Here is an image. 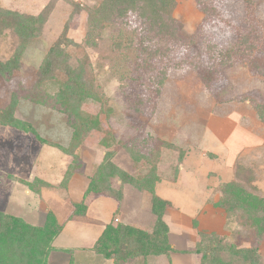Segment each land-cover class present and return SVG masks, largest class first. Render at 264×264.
<instances>
[{
  "label": "rangeland",
  "instance_id": "obj_1",
  "mask_svg": "<svg viewBox=\"0 0 264 264\" xmlns=\"http://www.w3.org/2000/svg\"><path fill=\"white\" fill-rule=\"evenodd\" d=\"M50 1L0 0V66L9 61L17 63L16 70L0 76V112L11 107L13 118L32 129L25 132L0 125V213L36 227L52 215L58 225L66 224L58 241L66 247L77 246L74 257H92L93 261L86 264H110L101 255L82 251V246L91 242L94 229L67 224L85 219L94 200L110 197L100 194L85 206L81 203L105 153H112L109 160L117 172L136 179L148 173L149 164L132 160L122 148L132 139L145 140L150 135L184 153L178 165V151L161 146L156 163L153 194L167 203L161 218L167 227V239L170 230L172 240L183 249L191 248L186 250L191 253L200 234H216L222 239V256L232 261L225 264H238L237 257L228 253L230 247H255L264 264V234L258 236L252 221L240 218V212L230 209L232 206L224 209L226 203H221L226 183L264 200V123L254 110L264 105V0H197L196 5L180 1L172 21L176 36L167 40L148 34L135 13L126 16L122 20L126 29L134 30L137 39H144L148 51H158L150 58L142 53L137 66L129 64L138 72L134 78L137 94L127 93L129 97L115 80H110L106 61L102 60L108 53L103 43L98 41L94 49L82 45L87 12H72L74 4L93 8L101 0H54L50 14L38 24L36 32L27 37L16 33L19 23L15 19L39 17ZM65 26L67 41L78 47L67 44L60 48L72 67L79 61L91 65L107 98L105 107L91 100L81 106L82 112L97 118L100 129L89 133L72 155L60 150L69 147L72 137L67 117L52 106L50 98L44 105L30 100L37 93L51 97L60 91L58 77L37 91L35 87L39 65ZM119 26L117 22L116 28ZM243 36L245 45L240 41ZM230 153H238L239 158ZM66 173L67 182L59 185ZM119 174L109 178L115 191L122 186ZM30 185L34 190L40 187V192ZM122 193L123 202L102 200L105 204L97 203L95 211L101 218L107 217L106 221L111 218L113 229L121 224L118 218L133 228L151 231L156 216L150 211V194L138 193L131 186H124ZM107 203L113 205L108 213L104 207ZM158 225L156 228L162 230ZM178 254L183 252L171 256ZM181 256L177 264H194L187 254ZM168 258L149 255L123 264H169ZM64 259H69L68 253L59 252L46 264H64ZM218 261L212 258L205 264Z\"/></svg>",
  "mask_w": 264,
  "mask_h": 264
},
{
  "label": "trees",
  "instance_id": "obj_2",
  "mask_svg": "<svg viewBox=\"0 0 264 264\" xmlns=\"http://www.w3.org/2000/svg\"><path fill=\"white\" fill-rule=\"evenodd\" d=\"M180 1H189L193 5H196L197 2V0H101L93 8L78 4L73 5L72 12H87L83 47L94 49L97 47L98 41L103 43L108 53L102 56V60L106 61L110 80H115L119 84V89L126 97H129L127 93L136 96L138 90L134 79L137 77L138 72L136 68H133V65L137 66L136 62H140L142 53L150 58L158 54V51H148L143 46L144 39L141 37L137 39L136 32L126 29L127 27H125L126 25L122 20L131 13H135L143 20L145 31L148 34L161 36L165 40L173 39L176 36V31L173 29L172 21L177 11L176 6ZM53 5L54 0H51L37 18L26 17L22 21L14 18L19 23L14 29L16 33L24 37L33 34V31L39 29L38 24L42 23L50 14ZM6 14H10V12H6ZM117 22L121 25L118 28H116ZM29 26L31 27L29 28ZM67 29V26L63 28L60 38L49 47L41 61L37 70L38 81L35 87L37 91L39 88L44 87V84L50 81L51 78L56 79L58 77L60 91L51 97L48 94L41 96L37 93L32 95L30 100L33 103L44 105L46 100L50 98L52 106L57 107L56 109H59V112L67 117V125L72 130V137L69 147L67 149L60 148V150L64 154L72 155L73 151L89 133L100 129L97 118L90 117L89 114L82 112L80 110L81 106L84 102L91 100L97 102L101 107H105L107 98L103 95L94 78L91 65L79 61L75 67H72L66 52L63 48H60L61 45L67 46V44L78 47L75 43L67 41L65 36ZM240 41L244 45L247 44L245 36L241 37ZM82 45H80V48H82ZM130 63H133L132 69H130ZM16 68L17 63L9 61L0 66V76L5 77ZM158 84H162V79L158 81ZM13 102L14 99H12V107ZM254 110L258 119L264 123V105H257ZM0 125L12 126L25 132L32 130L29 126L13 118L11 107L0 112ZM36 138L39 139L37 135ZM135 140L132 139L122 149L126 151L132 160L136 162L144 161L147 165L149 164L148 173L143 178L136 179L123 171L117 172L116 167L109 160L113 156L112 153H105V160L98 166L94 174L95 181L89 183L81 200V203H84L85 206L94 197L105 194L110 196L109 198L117 199L120 202L124 186H131L138 192L150 194V211L156 216V222L151 231L139 230L124 224H118L116 229H113L111 227L112 223L109 222L93 243L91 247L93 253L101 255L106 260H111L112 264H123L129 260H137L140 257L149 255L167 256L171 260V254L177 252L189 253L188 251H177L168 242L167 227L161 219L167 203L153 194L157 182L156 163L159 160L161 146L178 151V165L182 162L184 153L173 145L160 142L150 135L145 140ZM40 141L46 144L45 141L41 139ZM114 173H120L119 180L122 186L117 191L111 187L109 182V178L113 177ZM66 176H68L67 173L59 185H64L67 182ZM35 183L43 187L46 186V188L49 187L39 180H36ZM60 187L64 188L63 186ZM30 188L34 190L32 185H30ZM37 188L34 191L39 190L38 192H40V187ZM222 193L221 203H226L223 205L224 209L234 208L235 211L240 212V218L252 221L256 234L261 237L264 234V200L231 183H226L223 186ZM231 206L232 208H230ZM158 224H160L162 230L156 228ZM61 230L62 226L58 225L52 215H48L42 226L36 227L10 215L0 213V264H46L48 255L54 251L53 242ZM221 242L222 239L216 234H200L191 253L199 255L198 264H205L206 261H210L212 258L220 259L216 264L230 263L232 261L229 256H222L223 246H221ZM227 249L231 256L237 257L238 264H262L255 247H230ZM223 259L225 262H223ZM206 264H211V262Z\"/></svg>",
  "mask_w": 264,
  "mask_h": 264
},
{
  "label": "crops",
  "instance_id": "obj_3",
  "mask_svg": "<svg viewBox=\"0 0 264 264\" xmlns=\"http://www.w3.org/2000/svg\"><path fill=\"white\" fill-rule=\"evenodd\" d=\"M255 138V137H254ZM237 154L238 153H230L229 155L230 156H232L233 158H235L236 160L239 158V156H237ZM231 160H232V158H231ZM124 188V187H123ZM123 190V189H122ZM138 192V191H137ZM138 193H141V192H138ZM145 198V197H144ZM123 199H124V197H123V193H122V202H123ZM102 200H107V202H110L109 200H113L112 198H109V197H103V198H98V199H96V200H94L91 204H90V206H89V208H88V210H87V212H86V218L85 219H83V220H77V219H73L72 220V222H70V224H67V226H84V227H89V228H91V229H94L95 231L93 232V234L91 235V242L89 243V244H87V245H83L82 246V251H85V249H87V250H90L92 253H93V251L91 250V247H92V245H93V243L95 242V240L97 239V237L102 233V231H103V229L106 227V225L109 223V220L111 219L110 217V219L109 220H104V219H106L107 217H105V218H101V215L99 214L98 215V213L95 211V209L96 208H98V205H96L97 203L98 204H101V202L100 201H102ZM105 201H102V202H104L103 204H105ZM100 202V203H99ZM114 202L116 203V209L117 208H119V205H118V207H117V202L114 200ZM111 204V203H110ZM109 203H107V206H104L105 207V209H106V211H107V213L110 211V209H112L113 208V205H110ZM122 204V203H121ZM93 211H95V212H93ZM167 214V213H166ZM96 219H98V220H96ZM117 222H119V223H121V224H124V225H129V224H126L125 222H121L118 218H117ZM66 224H64L63 226H62V230H61V232L59 233V235L55 238V240H54V242H53V248H54V251H52V252H50V254H49V256H48V259H47V261L50 263V258H51V256H53L54 254H57V253H59V252H67L68 253V255H69V259L68 260H65L64 259V264H86V262H90V261H93V259H92V257H91V259H89L88 257H84V260L83 259H81V260H78V257H74V255H73V253H75V250L77 249V246L75 247V248H73V247H66V246H64V245H66V244H60L59 243V241L58 240H60V238H61V236L64 234V232H65V230H66ZM130 226V225H129ZM175 226V228H179V229H181V227H179V225H174ZM70 228H72V227H70ZM71 230V229H70ZM90 233V232H89ZM86 237H90V236H86ZM168 241H169V243H170V245H175L174 246V249H179V250H189V249H191V248H186V249H183V247L184 246H182L181 244H176L173 240H172V237H171V231L169 230V234H168ZM58 242V243H57ZM187 243V242H186ZM181 245V246H180ZM194 245H195V243H194ZM194 245H193V247H194ZM68 248H71V249H73L74 251H72V250H67ZM57 251V252H56ZM94 254V253H93ZM185 254H187L190 258H192L193 260V263L195 264L196 263V260H197V258L199 259V256L198 255H196V254H194V253H183V254H178V255H172L171 256V260H169L168 259V261L170 262V264H177L178 263V261H179V259H181V255H185ZM180 255V256H179ZM96 256V255H95ZM187 256V257H188ZM56 260V259H55ZM104 260H106V259H104ZM106 261H109L110 262V264H112V261L111 260H106ZM90 264H92V263H90Z\"/></svg>",
  "mask_w": 264,
  "mask_h": 264
}]
</instances>
